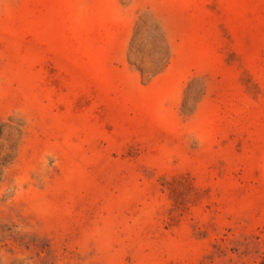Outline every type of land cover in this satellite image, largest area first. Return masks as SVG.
Returning <instances> with one entry per match:
<instances>
[{
    "label": "rangeland",
    "instance_id": "obj_1",
    "mask_svg": "<svg viewBox=\"0 0 264 264\" xmlns=\"http://www.w3.org/2000/svg\"><path fill=\"white\" fill-rule=\"evenodd\" d=\"M0 264H264V0H0Z\"/></svg>",
    "mask_w": 264,
    "mask_h": 264
}]
</instances>
